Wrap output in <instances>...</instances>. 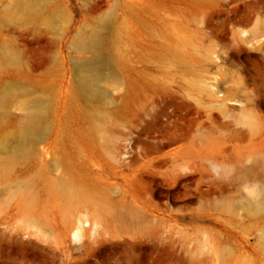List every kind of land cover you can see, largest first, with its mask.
<instances>
[{"label": "rangeland", "instance_id": "rangeland-1", "mask_svg": "<svg viewBox=\"0 0 264 264\" xmlns=\"http://www.w3.org/2000/svg\"><path fill=\"white\" fill-rule=\"evenodd\" d=\"M35 105L47 177L80 197L43 180L47 214L0 234L46 264H264V0H0V142Z\"/></svg>", "mask_w": 264, "mask_h": 264}, {"label": "bare ground", "instance_id": "bare-ground-1", "mask_svg": "<svg viewBox=\"0 0 264 264\" xmlns=\"http://www.w3.org/2000/svg\"><path fill=\"white\" fill-rule=\"evenodd\" d=\"M28 11L30 12L31 9ZM100 39L101 35L94 32L88 35L87 39L85 35L80 34L76 41L82 50H86L93 44H97ZM81 66H79L80 69ZM103 66L100 62L89 66L91 76H86L84 88L91 92L95 91L96 78L102 72ZM43 111L41 106L35 105L28 114V122L23 128L21 137L10 143L0 142V185L8 188L7 191L10 192L12 198L11 203L0 212L5 211L4 215L16 213L25 216V229L39 224V214H47L43 203L40 202L39 189L36 188L39 182L47 180V182L54 183L59 192L69 197H80L76 188L64 182L60 176L47 177L43 165L46 160L45 153L34 150V147L42 140L38 120L43 117ZM25 229L16 227L0 234V247L2 246L7 251L6 257L0 259L1 264H46L48 245L41 244L40 236ZM71 231L74 241L78 242L83 235L84 228L77 225Z\"/></svg>", "mask_w": 264, "mask_h": 264}]
</instances>
